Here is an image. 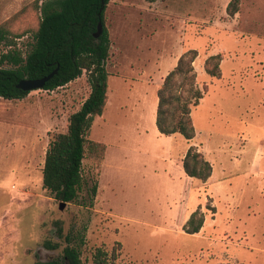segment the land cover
<instances>
[{"label":"rangeland","instance_id":"1","mask_svg":"<svg viewBox=\"0 0 264 264\" xmlns=\"http://www.w3.org/2000/svg\"><path fill=\"white\" fill-rule=\"evenodd\" d=\"M44 1L0 0V29L24 57ZM231 1L110 0L107 103L89 134L105 149L88 151L80 200L63 209L43 188V165L50 139L90 94L87 72L53 91L0 97V264L60 258L65 236L85 264L97 248L109 264H264V184L254 180L264 166V0H239L232 17ZM190 50L204 97L187 141L160 134L156 111L164 79ZM215 55L220 79L205 71ZM190 147L225 172L220 181L185 174ZM198 209L205 224L191 235L184 226Z\"/></svg>","mask_w":264,"mask_h":264},{"label":"trees","instance_id":"2","mask_svg":"<svg viewBox=\"0 0 264 264\" xmlns=\"http://www.w3.org/2000/svg\"><path fill=\"white\" fill-rule=\"evenodd\" d=\"M156 2L159 0H147ZM110 0H45L39 7L41 22L31 51L24 57L2 29L0 45L9 47L0 53V97L7 100L23 99L29 92L17 88L23 79H42L58 69L43 88L53 91L80 78L87 72L90 94L80 109L69 117L67 131L52 137L46 151L43 167V188L59 203L80 200L84 178L83 161L88 151L103 153L104 145L91 141L89 134L96 117L104 113L107 103L109 72L106 68L110 57L111 40L106 26V9ZM239 11V0H232L227 8L229 16ZM103 34L94 38L98 25ZM196 50L183 54L177 66L166 76L157 92L158 106L156 127L160 134H179L187 141L196 137L191 117L193 107L199 105L204 92L196 85L194 62ZM222 57L215 55L205 62L206 73L213 78L222 77ZM185 174L206 182L213 174V166L204 155L190 147L183 160ZM97 185L91 188V201ZM90 205L91 202H90ZM91 207V206H90ZM210 210L214 211L215 208ZM205 224V213L196 210L184 226L191 235L200 233ZM60 235L63 231L60 228ZM81 243L83 242L80 237ZM67 246L60 258L36 264H85L81 252L71 236H65ZM47 247L56 248L47 242ZM107 252L97 248L94 264H109Z\"/></svg>","mask_w":264,"mask_h":264},{"label":"water","instance_id":"3","mask_svg":"<svg viewBox=\"0 0 264 264\" xmlns=\"http://www.w3.org/2000/svg\"><path fill=\"white\" fill-rule=\"evenodd\" d=\"M105 0H102L104 2ZM103 25L99 23L96 33L94 34V38H99L103 34ZM58 69L52 72L49 76L42 78V79H23L17 84V88L25 91V92H32L35 90H42L45 87V84L54 76L56 75ZM67 205V203H60V208L63 209Z\"/></svg>","mask_w":264,"mask_h":264},{"label":"crops","instance_id":"4","mask_svg":"<svg viewBox=\"0 0 264 264\" xmlns=\"http://www.w3.org/2000/svg\"><path fill=\"white\" fill-rule=\"evenodd\" d=\"M264 159V158H263ZM44 162H45V160H44ZM212 165V164H211ZM263 165H264V162H263ZM213 166V165H212ZM43 167H44V165H43ZM259 169H258V172H260L259 174H257V176L258 177H255V179L254 180H256V182L258 181L261 185L262 184H264V166H262V165H259V167H258ZM217 171H216V169H215V167L213 166V174H212V176L207 180V181H212V180H214V181H220L219 179H220V175L221 174H224L223 172H222V170H221V172H219L218 174L216 173ZM42 179H43V172H42ZM202 230V229H201Z\"/></svg>","mask_w":264,"mask_h":264},{"label":"flooded vegetation","instance_id":"5","mask_svg":"<svg viewBox=\"0 0 264 264\" xmlns=\"http://www.w3.org/2000/svg\"><path fill=\"white\" fill-rule=\"evenodd\" d=\"M64 239H65V237H64ZM44 248H45V250H47V251H51V252H54L55 250H56V248H50V247H47V246H44ZM52 260H54V259H47L46 261H42V262H49V261H52Z\"/></svg>","mask_w":264,"mask_h":264}]
</instances>
